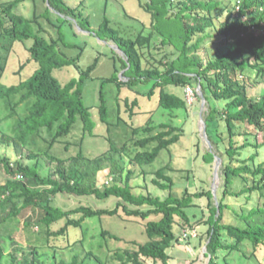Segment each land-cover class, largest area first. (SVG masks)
I'll return each instance as SVG.
<instances>
[{
	"label": "trees",
	"instance_id": "1",
	"mask_svg": "<svg viewBox=\"0 0 264 264\" xmlns=\"http://www.w3.org/2000/svg\"><path fill=\"white\" fill-rule=\"evenodd\" d=\"M24 1L27 0H0V103L12 108V114L6 117L0 112V126L15 114L20 104L27 103V113L18 122L17 135L4 134L3 138L8 144L16 143L25 148L34 135L47 131L52 136L48 150L41 154L30 153L28 158L46 157L55 165V171L43 178L37 163L30 166L0 157V165L9 177L6 183L0 184V264H47L41 259L39 247H31L28 254L15 246L13 225L26 210H30L31 215L25 220V229L31 233L33 226H41L48 239L69 235L71 230L81 228L88 218L121 217L123 212L128 218L146 221L147 238L136 250L118 253L123 264H144L142 258L170 264L168 250L179 241L176 218L184 227L191 228L188 210L194 206V197L203 196L208 198L210 210V216L203 224L207 227L203 238L206 255L210 257L208 264H263L259 253H264V159L261 156L264 151V89L258 97H251L248 87L264 84V31H259L264 26V0H236L232 9H220L223 6L221 0H147V11L153 16L152 26L160 39L159 44L153 46L152 35L140 34L136 40L126 38L110 26L106 16L99 28L101 39L114 42L124 54L122 78L126 79L121 81L113 77L103 81L99 106L101 122L111 123L105 96L108 84H116L118 101L123 88L145 84L149 87L145 95L152 99L158 93L159 107L167 111H188L190 105L185 98V87L197 90L201 86L207 101L206 131L215 150L207 151L204 158L210 164L215 162V156L221 159L217 200L212 191L193 196L187 190L182 199L169 194L163 200L149 194H137L130 184L132 172L124 185L114 184L101 190L94 181L85 184L88 175L73 163L99 162L98 157L85 154L82 147L87 137H95L92 111L96 107L85 105L84 85L96 63L64 86L54 71L71 66L78 59L64 58L57 49L58 41H48L40 34L41 29H35L37 18L42 16L29 19L18 12V6ZM48 6V10L60 18H81L91 29L89 20L83 19L82 14L77 13L78 8L70 7L66 0H48ZM224 13L227 17L222 19ZM212 27L216 28L221 41L212 48L215 57L204 61L200 54L210 36L206 31ZM28 40H33L29 48L30 60L39 68L19 85L8 86L2 81L8 54L15 43ZM146 48L153 63L146 58ZM168 86L183 89V95L167 91ZM18 96L20 100L14 103ZM126 105L133 116L138 101L129 104L126 99ZM79 124L83 131L79 153L67 158L52 153L54 146L70 136ZM184 135L185 130L169 124L133 128L132 139L121 146L109 139V148L102 156L120 155L134 165L150 167L165 151L171 153ZM69 147L67 143L66 149ZM153 176L152 182L157 188L172 192L173 179L165 174L164 168ZM58 194L95 196L103 201L114 198L120 202L114 209L79 207L65 211L55 205ZM229 199H235L237 206ZM144 206L150 209H141ZM227 211L235 214L245 226L225 223ZM36 217L39 218L37 222ZM64 220L65 227L58 232L52 231ZM192 230L195 229L188 231ZM102 237L122 240L106 230ZM220 252L225 255L222 257ZM53 264H86V261L76 255L70 261Z\"/></svg>",
	"mask_w": 264,
	"mask_h": 264
},
{
	"label": "rangeland",
	"instance_id": "2",
	"mask_svg": "<svg viewBox=\"0 0 264 264\" xmlns=\"http://www.w3.org/2000/svg\"><path fill=\"white\" fill-rule=\"evenodd\" d=\"M221 1L223 6L220 9L225 7L232 9L236 5V0ZM66 2L70 7L78 8L77 13H81L83 19L89 20L91 29L81 18H65V16L60 18L52 10H48V0L24 1L18 6V12L29 19L42 16L37 18L39 21L36 23L35 29L37 31L41 29L40 34L48 41H58L57 49L64 58L78 59L71 66L54 71V75L64 86L73 78H77L81 71L96 63L95 70L84 85L85 105L96 107L92 111L96 123L95 137H87L82 147L85 154L91 158L98 157L99 162L92 164L89 160H83L73 163L74 166H78L88 175L85 184L89 185L94 181L101 190L114 184L124 185L129 172H132L130 184L137 194H149L162 200L167 198L169 194L182 199L187 190L193 196L209 191L213 193L215 187L218 191L221 180H218L216 176V162L210 164L204 158L207 151L215 152V150L212 143L210 145L205 137L202 116L203 112L207 111V107L202 111L201 100L190 106L188 111H167L159 107L158 93L152 99L145 95L149 91V87L145 84L123 88L119 101L117 100L116 84H108L105 86V96L110 109L109 120L111 123L109 125L104 124L100 120V92L103 81L113 77L126 81L125 78H122L125 72L123 68L124 54L117 49L114 42L101 39L102 36L99 35L100 25L106 16L110 20V26L117 29L122 36L136 40L140 34L152 35V46L159 44L160 39L152 26L154 23L153 16L146 8L147 0H66ZM226 17L227 14L224 13L222 19ZM217 24L220 23L217 21ZM259 31L263 32L264 26ZM206 35L210 36L204 44L205 50L200 54L204 61L215 57L216 52L212 48L221 41L216 28H209ZM32 44L33 40L15 43L8 54V63L2 79L4 84L8 86L19 85L30 78L39 68L36 62L30 60L29 48ZM145 55L151 63L154 62L147 48ZM263 89L264 84L249 86V96L258 97ZM166 90L177 95H183V89L180 88L168 86ZM126 99L129 100V104L135 100L138 101V105L133 108V116L126 105ZM14 100V103L18 102L20 97L18 96ZM27 107V103L20 104L15 114L0 126V157L8 158L12 163L21 162L30 166L37 163L41 177L48 178L55 171V165L50 163L46 157L40 156L37 160H31L28 155L30 153L41 154L47 151L52 138L51 134L44 130L41 135H34L25 148L16 143L8 144L3 138L4 134L9 137L17 135L18 122L26 116ZM0 112L4 117L12 114L11 105L0 103ZM160 124H169L181 128L185 130V135L181 142L172 148L171 153L165 151L154 165L143 168L130 163L127 158L120 155L102 156L109 148V139L121 146L127 140L132 139L133 128L144 129ZM82 136V125L79 124L70 136L65 138L62 143H57L54 146L52 153L62 158L75 157L80 151ZM67 143L70 144L69 149H66ZM261 156L264 159V151ZM112 157H115L114 160ZM95 166L97 168H94ZM163 168L165 174L173 179L172 192L162 191L152 182L155 178L153 173ZM8 179L3 166L0 165V184L6 183ZM31 187L35 188V185L32 184ZM54 202L63 210L72 211L79 207H90L95 210L114 209L120 200L113 198L103 201L95 196L58 194ZM193 202L194 206L188 210L192 219L191 228L190 226L184 227L181 220L176 218L175 229L179 241L175 242L174 246L168 250L171 257L170 264H208L210 261L206 255V242L203 238V234L207 231V227L203 224L210 216L209 201L206 196H203L194 197ZM229 202L235 207L238 203L235 199H229ZM141 209L146 211L150 207L144 206ZM121 214V217L88 218L83 222L81 228L71 230L69 235L48 239L45 228L41 226H33L32 235L25 229V220L31 215V211L26 210L13 225L15 246L22 248L28 254L31 247H39L41 259L47 264L61 260L70 261L76 255L84 259L86 264H123L118 253L123 254L127 250H136L138 244L144 243L147 238L145 233L146 221L128 218L123 212ZM38 219L36 217L35 222ZM224 222L245 226L230 211L226 212ZM65 225L66 221L64 220L55 225L52 231L58 232ZM189 229H195L192 231H196V238H184V232ZM105 230L118 235L122 240L118 242L103 238L102 232ZM80 240H83V243L76 244ZM68 246L72 247L66 248ZM247 250L251 251L250 248ZM219 254L222 257L225 255L224 252ZM259 257L261 261H264V253H259ZM142 261L144 264H163L161 261L154 262L145 258H142ZM234 264L236 263L234 262Z\"/></svg>",
	"mask_w": 264,
	"mask_h": 264
},
{
	"label": "water",
	"instance_id": "3",
	"mask_svg": "<svg viewBox=\"0 0 264 264\" xmlns=\"http://www.w3.org/2000/svg\"><path fill=\"white\" fill-rule=\"evenodd\" d=\"M117 49L119 50L118 46H117ZM197 91L199 93V97H200V100L202 102V106H203L202 111H204L205 110V107L207 105V101H206V99L204 97V94L202 92L201 86L198 87ZM202 125H203V129H204V132H205V137H206L208 143L211 145V141L209 140L208 135H207V131H206V124H205V119H204V112H203V116H202ZM215 157H216L215 158L216 159L215 160V162H216L215 172H216L217 179L219 180L220 179L219 170H220V166H221V159L218 156H215ZM216 193H217V187H215L213 189V194H214L215 200H217Z\"/></svg>",
	"mask_w": 264,
	"mask_h": 264
},
{
	"label": "built area",
	"instance_id": "4",
	"mask_svg": "<svg viewBox=\"0 0 264 264\" xmlns=\"http://www.w3.org/2000/svg\"><path fill=\"white\" fill-rule=\"evenodd\" d=\"M184 93H185L186 101H187V103L190 106L194 105L199 100L198 91L195 90L191 86L185 87ZM183 236H184L185 239L196 238L197 237V233H196V231H185Z\"/></svg>",
	"mask_w": 264,
	"mask_h": 264
}]
</instances>
